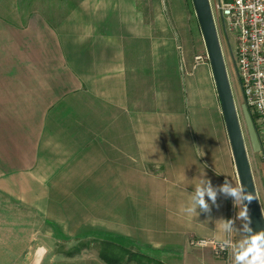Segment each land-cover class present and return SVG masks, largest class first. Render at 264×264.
<instances>
[{"label": "crops", "instance_id": "0c3cea01", "mask_svg": "<svg viewBox=\"0 0 264 264\" xmlns=\"http://www.w3.org/2000/svg\"><path fill=\"white\" fill-rule=\"evenodd\" d=\"M173 22L163 0H0V264L39 235L78 264H109L101 246L74 247L92 239L163 264H233L192 245L224 237L232 198L182 210L202 177L237 183L228 133L179 134V86L194 95L213 73L192 69ZM249 158L264 213L262 145Z\"/></svg>", "mask_w": 264, "mask_h": 264}, {"label": "rangeland", "instance_id": "374dc122", "mask_svg": "<svg viewBox=\"0 0 264 264\" xmlns=\"http://www.w3.org/2000/svg\"><path fill=\"white\" fill-rule=\"evenodd\" d=\"M164 4L168 5V11L172 14V20L174 27L173 31L176 32V36L180 42H188V49L190 55H192L193 66L192 69L196 68L199 64L207 63V67L210 66V62L205 58V62L197 63L195 57L197 55L206 56L207 50L204 42V38L201 32L200 24L196 15L193 0H163ZM215 1V0H211ZM220 2H231L232 0H219ZM169 18V13H168ZM222 26L224 31L223 34V51L229 70V75L233 83V89L237 100L239 109V118L247 146V150L252 155V149L259 150L261 148V137L259 129L256 125V117L243 101V92L241 85L238 81V73L236 66V37L234 33L230 32L227 28V22L225 18H222ZM188 30L189 33L186 31ZM186 38V40H184ZM181 45V44H180ZM182 65H184L185 56L182 54V46H180ZM209 65V66H207ZM200 81V82H199ZM179 83V82H178ZM193 93L188 90L186 86L180 88L178 97H180V115H179V134L190 135V136H202V135H227L226 125L223 116L220 112L221 105L218 100L216 87L214 84V78L210 83V88L203 81V75L201 74L200 80L196 77V82L193 87ZM205 100V102H204ZM209 104V106H208ZM205 106V107H204ZM203 107L205 109H203ZM222 110V109H221ZM229 138V137H228ZM230 142V141H229ZM236 183H239V179L236 173ZM37 229L38 224L36 225ZM49 226V225H48ZM55 226V225H54ZM41 229V228H40ZM55 230L58 231V227L55 226ZM39 235L34 241V245L31 244L29 247V240L23 239L25 245L21 244L20 255L18 258L19 263L17 264H78V262H71L70 258L67 257L71 254L66 255L62 252L65 247V240L48 239ZM76 246L80 245H98L101 246L105 254L116 260L117 264H130L137 261H130L131 257L134 256L125 255L122 248L109 247L102 241L95 239L84 241V243H73ZM57 249V250H56ZM25 250V251H24ZM56 250V251H54ZM68 252H70L68 250ZM36 259V260H35ZM7 264V263H2ZM143 264H151L144 260Z\"/></svg>", "mask_w": 264, "mask_h": 264}, {"label": "built area", "instance_id": "2783aa9c", "mask_svg": "<svg viewBox=\"0 0 264 264\" xmlns=\"http://www.w3.org/2000/svg\"><path fill=\"white\" fill-rule=\"evenodd\" d=\"M210 3L221 44L224 31L222 18L226 19L228 30L236 37L238 81L242 88L243 101L256 117V125L261 137L262 158L264 159V111H261L253 103L257 100L258 90L264 89V0H232L224 3L219 0H210ZM205 58L209 60L208 53L206 56L197 55L195 57L197 63L205 62ZM228 76L236 107L239 109L229 70ZM234 218L233 214L230 219ZM234 237L235 235L232 233L231 238L235 242ZM202 240L207 244L201 248H210L218 257H227L231 253V250H222L219 247L218 239L215 238L193 239L192 245L198 247L197 244Z\"/></svg>", "mask_w": 264, "mask_h": 264}, {"label": "water", "instance_id": "95a60500", "mask_svg": "<svg viewBox=\"0 0 264 264\" xmlns=\"http://www.w3.org/2000/svg\"><path fill=\"white\" fill-rule=\"evenodd\" d=\"M193 4L209 56L239 183L244 184L247 191L252 192L257 197L251 203L245 202L249 208L250 227L254 232L264 230V213L228 76L223 47L213 18L211 3L210 0H193Z\"/></svg>", "mask_w": 264, "mask_h": 264}, {"label": "clouds", "instance_id": "9594fccd", "mask_svg": "<svg viewBox=\"0 0 264 264\" xmlns=\"http://www.w3.org/2000/svg\"><path fill=\"white\" fill-rule=\"evenodd\" d=\"M253 103L264 111V89L258 90L257 100ZM219 195L232 198L234 206L239 209L234 219L218 221L220 231L224 234L223 238L218 237L219 247L222 250H231L233 264H264V230L254 232L250 227L249 208L245 203L246 201L251 203L257 197L252 192H248L244 184L234 185L231 180L225 179L222 185L213 186L209 179L202 177L199 183L193 186V191L189 193V202L182 210L188 216H198L201 212L210 214L212 206L218 207ZM236 220L243 222L240 228L235 227ZM234 232L241 237L235 242L231 238ZM206 244L207 242L202 240L197 246L204 247Z\"/></svg>", "mask_w": 264, "mask_h": 264}, {"label": "trees", "instance_id": "16d2710c", "mask_svg": "<svg viewBox=\"0 0 264 264\" xmlns=\"http://www.w3.org/2000/svg\"><path fill=\"white\" fill-rule=\"evenodd\" d=\"M103 243L107 244V246H111V247H116L114 243L112 242H108V241H103ZM114 244V245H113ZM80 248V247H78ZM123 249V248H122ZM124 252L125 255H129V256H134L136 257L135 259L131 257V260L130 261H137V262H140V263H144V260L147 261V262H150L151 264H163L161 261H158V260H155L147 255H144V254H139V253H136V252H133V251H130L129 249H123L122 250ZM106 252L104 251H101V257L103 259H105L107 261V263L109 264H117L116 263V260L113 259V257H110L108 256L107 254H105Z\"/></svg>", "mask_w": 264, "mask_h": 264}]
</instances>
